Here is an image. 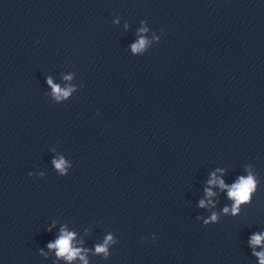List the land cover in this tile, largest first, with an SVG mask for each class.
<instances>
[{"label":"water","instance_id":"water-1","mask_svg":"<svg viewBox=\"0 0 264 264\" xmlns=\"http://www.w3.org/2000/svg\"><path fill=\"white\" fill-rule=\"evenodd\" d=\"M142 20L160 41L133 56ZM49 75L78 91L56 104ZM245 167L260 181L251 204L197 221L209 173L231 184ZM53 221L89 249L115 236L109 260L90 264H257L264 0H0V264H53L38 254Z\"/></svg>","mask_w":264,"mask_h":264},{"label":"clouds","instance_id":"clouds-1","mask_svg":"<svg viewBox=\"0 0 264 264\" xmlns=\"http://www.w3.org/2000/svg\"><path fill=\"white\" fill-rule=\"evenodd\" d=\"M119 23V20L114 21ZM147 21H141V27L137 31L138 39L130 44L129 50L133 56H143L151 47L152 44H158L160 36H154L150 41L145 38V34L149 29L146 26ZM128 26L125 25V28ZM73 79L71 74L65 75L63 81L68 82ZM45 84L50 89L48 96L56 103L62 104L67 102L72 94L78 91L77 88L69 85L61 88L60 84L54 83L53 78L49 75L45 78ZM84 85L81 83L80 88ZM99 115V113H97ZM53 170L59 177H65L69 174L72 168V162L64 155L55 156L52 160ZM225 170L217 168L211 171L208 178L204 181L202 189L203 196L197 202V207L210 212L208 216H197L195 219L202 222L204 226L215 225L219 222L221 216L235 218L241 213L242 207L251 204L253 196L258 190L260 183L257 176L251 170V167H245L243 174L237 175L231 184L226 183L223 179ZM33 179H44L45 174L29 171L27 174ZM224 194L225 198L230 201V204L225 205L223 209L217 213L212 211L215 209V197L218 194ZM56 222L49 224L45 231L53 235V239L49 240L44 248L38 250V254L45 259L49 258V254L54 257L53 264H90L89 255L101 257L104 260H109L111 256L110 250L114 248L119 241L112 233H107L102 242L96 243L91 249L84 247V241L78 237V234L70 230L67 225H60L58 231L56 229ZM147 239V238H142ZM152 240L156 239V235L152 234ZM247 247L251 251V256L257 261V264H264V230L252 232L247 239ZM259 249V251L257 250Z\"/></svg>","mask_w":264,"mask_h":264}]
</instances>
